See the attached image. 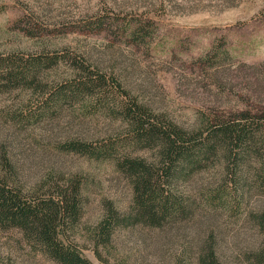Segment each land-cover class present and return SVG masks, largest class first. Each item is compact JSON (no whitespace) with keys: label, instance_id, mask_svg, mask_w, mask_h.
Wrapping results in <instances>:
<instances>
[{"label":"rangeland","instance_id":"rangeland-1","mask_svg":"<svg viewBox=\"0 0 264 264\" xmlns=\"http://www.w3.org/2000/svg\"><path fill=\"white\" fill-rule=\"evenodd\" d=\"M10 60L36 83L0 77V180L30 196L79 181L82 217L66 234L94 264H198L209 242L224 264H251L262 251L253 216L264 213V195L254 187L243 195L215 161L173 187L187 204L184 216L163 227L119 226L97 257L93 232L105 204L127 214L133 188L113 161L66 146H97L125 124L97 111L95 95L56 92L75 84L78 60L110 77L125 99L187 129L263 111L264 0H0V76ZM0 264L56 263L18 228L0 225Z\"/></svg>","mask_w":264,"mask_h":264},{"label":"trees","instance_id":"trees-1","mask_svg":"<svg viewBox=\"0 0 264 264\" xmlns=\"http://www.w3.org/2000/svg\"><path fill=\"white\" fill-rule=\"evenodd\" d=\"M140 29L138 26L136 31ZM1 64L4 69L0 77L6 85L15 79H20L16 84L36 83V75L24 69L26 65L19 64V60ZM73 68L79 73L75 84L64 85L56 92L57 97L85 99L95 95L97 111L125 124L124 130L97 146L81 141L66 146L70 152L113 161L133 188L127 214H122L112 202L105 204V215L93 232L94 251L100 259L98 248H110L117 227L133 224L163 227L184 216L187 204L173 187L212 167L215 161L232 175L234 186L243 195L251 187L264 195V110L242 111L218 121L206 118L202 127L187 129L137 100L125 99L119 93L121 88L103 72L78 60ZM136 151H152L154 156L136 155ZM82 204V186L76 180L43 196L27 195L0 180V225L18 228L35 251L56 264H94L66 234L80 221ZM253 220L264 238V213L254 214ZM250 262L264 264V248ZM198 264L224 263L209 242L201 249Z\"/></svg>","mask_w":264,"mask_h":264}]
</instances>
